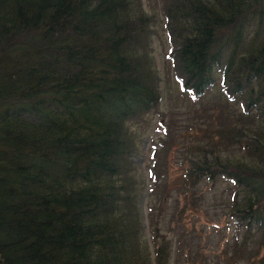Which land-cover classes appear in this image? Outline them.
I'll use <instances>...</instances> for the list:
<instances>
[{
    "label": "trees",
    "instance_id": "trees-1",
    "mask_svg": "<svg viewBox=\"0 0 264 264\" xmlns=\"http://www.w3.org/2000/svg\"><path fill=\"white\" fill-rule=\"evenodd\" d=\"M163 2L183 90L202 97L223 68L245 113L243 161L205 152L186 181L233 183L234 255L252 244L264 264V0ZM152 19L138 0H0V264H169L129 174L160 99Z\"/></svg>",
    "mask_w": 264,
    "mask_h": 264
},
{
    "label": "rangeland",
    "instance_id": "rangeland-1",
    "mask_svg": "<svg viewBox=\"0 0 264 264\" xmlns=\"http://www.w3.org/2000/svg\"><path fill=\"white\" fill-rule=\"evenodd\" d=\"M138 1L153 18L150 55L160 93L158 105L134 128L136 153L129 174L137 186L143 241L150 244L152 258L151 246H163L169 264H255L263 251L255 257L252 244L248 255H234L245 233L230 214L233 183L185 178L192 162L205 152L243 161L242 106L224 93L223 68L217 67L216 85L202 97L183 90L163 0ZM236 131L242 135L238 143Z\"/></svg>",
    "mask_w": 264,
    "mask_h": 264
}]
</instances>
